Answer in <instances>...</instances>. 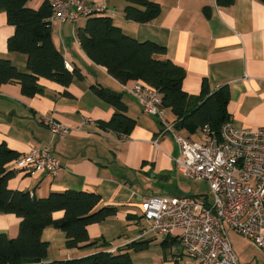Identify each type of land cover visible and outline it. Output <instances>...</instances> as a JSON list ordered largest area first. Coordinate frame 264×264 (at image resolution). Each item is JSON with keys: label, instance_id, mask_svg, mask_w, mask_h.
<instances>
[{"label": "crops", "instance_id": "crops-1", "mask_svg": "<svg viewBox=\"0 0 264 264\" xmlns=\"http://www.w3.org/2000/svg\"><path fill=\"white\" fill-rule=\"evenodd\" d=\"M43 1L29 0L27 5L37 9ZM84 1L103 5L100 15L109 16L123 33L165 47L164 53L154 57L170 59L183 68L184 91L198 94L204 79L211 91L226 85L229 120L241 127H264L263 2L234 0L223 7L216 0H151L159 3V14L149 22H138L124 16L126 0ZM86 18L82 16L75 22L50 18L51 37L66 68L80 73L73 76L69 85L39 77L43 91L27 96L15 80L0 84V143L18 156L32 147L46 148L60 163L55 176L14 169L7 186L37 197L67 189L91 191L100 196L99 205L117 208L115 215L88 224L89 242L78 247L68 248L65 233L60 229L45 227L41 233V239L47 243L45 262L98 251L127 250L133 264H194L175 235L145 238L142 239L148 241L145 248H128L136 241L141 200L151 195H185L178 177L192 178L175 168L178 146L174 138L169 133L160 134L161 122L143 114L129 92L135 80L120 82L82 49L76 30ZM14 30L7 22L6 12L0 9V58L8 59L20 72H29L27 55L7 48ZM93 84L123 93L120 98L126 105L125 114L135 121L128 134L117 135L99 124L109 120L115 109L93 91ZM164 114L168 120L176 118L170 108L165 107ZM43 115L51 116L71 131L63 137H52L41 120ZM84 119L94 122L82 125ZM157 138L158 142H154ZM61 215L62 211L54 212L55 217ZM19 222L20 218L12 213H0V232L14 237ZM227 236L241 264H264V251H250L246 247L248 240L255 245L249 238L230 229Z\"/></svg>", "mask_w": 264, "mask_h": 264}, {"label": "trees", "instance_id": "trees-1", "mask_svg": "<svg viewBox=\"0 0 264 264\" xmlns=\"http://www.w3.org/2000/svg\"><path fill=\"white\" fill-rule=\"evenodd\" d=\"M28 1L0 0V9L6 12L7 22L15 28L7 40V48L26 54L29 70L20 72L8 59L0 58V84L15 80L23 94L34 96L43 91L38 83L39 77L67 86L73 76H80V73L66 68L63 55L53 43L50 2L45 0L34 9L27 5ZM126 1L123 14L134 21L149 22L160 12V5L155 1ZM233 1L216 0V4L224 7ZM260 1L264 3V0ZM76 34L87 56L120 82L140 80L156 88L163 106L176 115L177 129L194 133L208 126L218 133L221 125L229 120L228 87L224 85L211 91L204 79L198 94L187 93L182 88L183 68L170 59L154 57L164 53L165 47L151 41L136 40L115 26L109 16L100 14L87 16ZM91 87L115 109L109 120L99 124L108 130L128 134L135 121L125 114V103L100 84ZM17 156L15 151L0 143V213H12L20 218L14 237L0 232V264H133L127 250L118 253L98 251L45 262L47 243L41 239L45 227L60 229L65 233L66 246L78 247L89 242L87 225L115 215L117 208L99 205L100 196L91 191L67 189L37 197L29 191L8 188L7 180L14 171L6 165ZM55 211H62V215L55 217ZM147 244L148 241H133L128 248L143 249Z\"/></svg>", "mask_w": 264, "mask_h": 264}, {"label": "built area", "instance_id": "built-area-1", "mask_svg": "<svg viewBox=\"0 0 264 264\" xmlns=\"http://www.w3.org/2000/svg\"><path fill=\"white\" fill-rule=\"evenodd\" d=\"M50 18L75 22L82 16L100 14L103 5L84 0H48ZM49 18V19H50ZM143 114L157 118L162 133L174 138L178 153L175 168L186 177L205 181L210 194L151 195L141 200L134 240L175 235L194 264H241L232 249L227 229L264 247V127L246 128L226 120L218 133L204 127L199 137L187 136L168 120L159 91L136 80L129 87ZM51 136L71 131L51 116H41ZM94 122L84 119L82 125ZM124 136L126 134L117 133ZM158 142V138L154 140ZM9 169L55 176L59 159L48 149L32 147L18 156ZM175 231H179L174 234Z\"/></svg>", "mask_w": 264, "mask_h": 264}, {"label": "rangeland", "instance_id": "rangeland-1", "mask_svg": "<svg viewBox=\"0 0 264 264\" xmlns=\"http://www.w3.org/2000/svg\"><path fill=\"white\" fill-rule=\"evenodd\" d=\"M183 133H185V135H191V136H196L199 137V130L195 131L194 133H190L187 130L183 129L182 130ZM178 181L182 186V191L185 192L184 194H193V193H201V194H210L208 185L206 184V182H197V181H192V179H185L182 177H178ZM246 247H250V251H264V249H261L253 244H250L249 240H248V246Z\"/></svg>", "mask_w": 264, "mask_h": 264}, {"label": "water", "instance_id": "water-1", "mask_svg": "<svg viewBox=\"0 0 264 264\" xmlns=\"http://www.w3.org/2000/svg\"><path fill=\"white\" fill-rule=\"evenodd\" d=\"M109 90V89H108ZM113 95H116L118 97H121L122 96V92H116V91H113V90H109Z\"/></svg>", "mask_w": 264, "mask_h": 264}]
</instances>
